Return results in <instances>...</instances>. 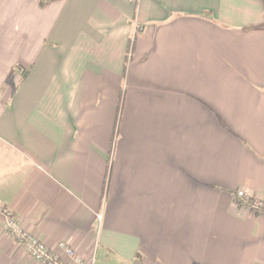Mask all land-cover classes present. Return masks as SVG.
<instances>
[{"label":"crops","instance_id":"crops-1","mask_svg":"<svg viewBox=\"0 0 264 264\" xmlns=\"http://www.w3.org/2000/svg\"><path fill=\"white\" fill-rule=\"evenodd\" d=\"M237 190L264 201V0H0V206L24 231L94 264H264ZM4 221L0 264H42Z\"/></svg>","mask_w":264,"mask_h":264},{"label":"built area","instance_id":"built-area-1","mask_svg":"<svg viewBox=\"0 0 264 264\" xmlns=\"http://www.w3.org/2000/svg\"><path fill=\"white\" fill-rule=\"evenodd\" d=\"M235 199L238 203L248 205L254 210H264V201L258 198L251 197L243 190H238L235 194ZM0 213L5 216L3 227L9 235L24 245L27 254L35 261L42 264H94V259L89 262H84L73 248L65 242L58 243V249L65 256V259L53 252L46 244L36 235L26 232L22 229L19 222L11 216V214L1 208ZM101 215H98L100 219Z\"/></svg>","mask_w":264,"mask_h":264},{"label":"rangeland","instance_id":"rangeland-1","mask_svg":"<svg viewBox=\"0 0 264 264\" xmlns=\"http://www.w3.org/2000/svg\"><path fill=\"white\" fill-rule=\"evenodd\" d=\"M237 191H238V190H237ZM237 191H236V192H237ZM235 194H236V193H235Z\"/></svg>","mask_w":264,"mask_h":264},{"label":"trees","instance_id":"trees-1","mask_svg":"<svg viewBox=\"0 0 264 264\" xmlns=\"http://www.w3.org/2000/svg\"><path fill=\"white\" fill-rule=\"evenodd\" d=\"M10 75V74H9Z\"/></svg>","mask_w":264,"mask_h":264}]
</instances>
